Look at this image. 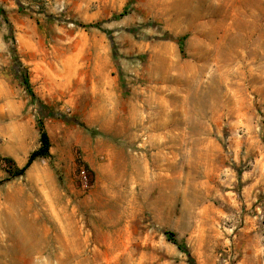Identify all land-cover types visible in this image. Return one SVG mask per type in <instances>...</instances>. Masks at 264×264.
<instances>
[{"label": "rangeland", "instance_id": "rangeland-1", "mask_svg": "<svg viewBox=\"0 0 264 264\" xmlns=\"http://www.w3.org/2000/svg\"><path fill=\"white\" fill-rule=\"evenodd\" d=\"M0 8V264H264V0Z\"/></svg>", "mask_w": 264, "mask_h": 264}, {"label": "trees", "instance_id": "trees-1", "mask_svg": "<svg viewBox=\"0 0 264 264\" xmlns=\"http://www.w3.org/2000/svg\"><path fill=\"white\" fill-rule=\"evenodd\" d=\"M3 13H4L3 10L0 8V14H3ZM124 15H125V13L122 16H124ZM85 27L86 28H93L96 26L89 25V26H85ZM25 86L27 87V89L30 90V83L27 79L25 81ZM39 131H40V147L37 150H35L33 153H31V155L29 156V158L27 160V163L23 167H18L16 165V163L10 158L5 159V161L11 165V167H10L11 169L8 171L9 178H7L4 181V183L10 182L11 180H14L16 178L23 177L36 160L41 159V158H48L50 156V150L52 147L51 139H50L42 121H39ZM168 241H170L181 252L185 253L186 255H188L191 258V255H190V252H189L187 246L178 241L175 233H173V232L168 233Z\"/></svg>", "mask_w": 264, "mask_h": 264}, {"label": "built area", "instance_id": "built-area-1", "mask_svg": "<svg viewBox=\"0 0 264 264\" xmlns=\"http://www.w3.org/2000/svg\"><path fill=\"white\" fill-rule=\"evenodd\" d=\"M84 173V172H83Z\"/></svg>", "mask_w": 264, "mask_h": 264}]
</instances>
